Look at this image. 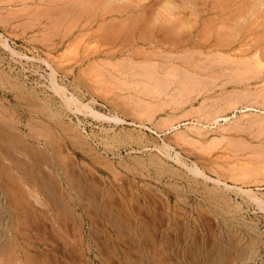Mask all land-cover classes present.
I'll return each mask as SVG.
<instances>
[{"label":"rangeland","instance_id":"374dc122","mask_svg":"<svg viewBox=\"0 0 264 264\" xmlns=\"http://www.w3.org/2000/svg\"><path fill=\"white\" fill-rule=\"evenodd\" d=\"M0 137V264H264V0H0Z\"/></svg>","mask_w":264,"mask_h":264},{"label":"bare ground","instance_id":"6f19581e","mask_svg":"<svg viewBox=\"0 0 264 264\" xmlns=\"http://www.w3.org/2000/svg\"><path fill=\"white\" fill-rule=\"evenodd\" d=\"M166 31V30H165ZM5 42V41H4ZM3 43V42H2ZM6 43V42H5ZM7 46V45H6ZM52 71V70H51ZM54 87V86H53ZM56 87V86H55ZM60 89V88H59ZM59 89H57V87H56V92L58 93V91L57 90H59ZM62 91H63V89H62ZM61 91V89H60V92H62ZM59 92V93H60ZM62 93H64V92H62ZM62 93H60V94H62ZM63 95V94H62ZM68 99H69V97H68ZM66 100V99H65ZM70 100H75V99H73V96H72V98L70 99ZM70 100H69V102H70ZM68 102V103H69ZM66 103H67V101H66ZM72 103V102H71ZM70 104V103H69ZM68 104V105H69ZM4 128V127H3ZM1 138V137H0ZM3 155V154H2ZM167 155V154H166ZM181 164H183V163H181ZM71 165V164H70ZM209 178V177H208ZM49 188V187H48ZM50 192H51V194H52V198H54V199H58L59 197H58V195L57 194H55V192H54V190L52 191V190H50ZM250 192V191H249ZM251 193V192H250ZM255 194V193H254ZM249 196V195H248ZM251 197H252V195H251ZM254 200V199H253ZM262 201V200H261ZM259 202V201H258ZM257 202V203H258ZM260 203V202H259ZM262 203V202H261ZM264 204V203H263ZM260 205V204H259ZM134 222V221H133ZM232 235V234H231ZM156 243V242H155ZM162 253V252H161ZM209 257V256H208ZM167 258V257H166ZM129 263V262H128ZM141 264H142V262H141ZM219 264V263H218Z\"/></svg>","mask_w":264,"mask_h":264}]
</instances>
